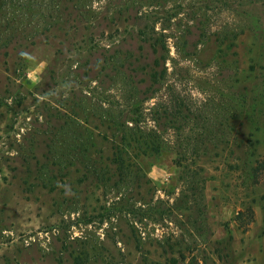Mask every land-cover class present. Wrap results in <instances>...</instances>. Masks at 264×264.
I'll list each match as a JSON object with an SVG mask.
<instances>
[{"label":"rangeland","instance_id":"obj_1","mask_svg":"<svg viewBox=\"0 0 264 264\" xmlns=\"http://www.w3.org/2000/svg\"><path fill=\"white\" fill-rule=\"evenodd\" d=\"M52 3L0 48V264H264V0H89L88 50ZM128 108L166 143L120 172L100 118Z\"/></svg>","mask_w":264,"mask_h":264},{"label":"trees","instance_id":"obj_2","mask_svg":"<svg viewBox=\"0 0 264 264\" xmlns=\"http://www.w3.org/2000/svg\"><path fill=\"white\" fill-rule=\"evenodd\" d=\"M51 1L53 2V6H50L52 13L51 18L54 17L57 19L61 16V14L66 13V43L71 41L70 45L74 48H84L87 50L90 49L91 47L86 45L91 44L92 38H89V42L87 41V39H85V32L88 31L90 27H92V24L88 22V15L91 14V12L90 9L86 7L89 0H66V4H63V0ZM35 2L36 0H0V48L9 45L8 43L11 41L12 37L19 36L28 40L32 39L35 36L36 32L28 30V28H26V31L22 30L21 32H14L15 30L11 28V24L14 25L15 23V18H13L14 10H21L23 8L30 9ZM60 2L65 6L59 5ZM24 19L26 20V18ZM30 24L31 22H28L27 27ZM22 27L23 24L20 22V28ZM79 31L82 32V39L80 41H77L75 34ZM138 35L141 37V42L144 43H149V41L151 42L153 41V39H155L156 41L158 40V38L155 37L156 32L154 27H151L150 29L146 28V30H140L138 31ZM154 45V43H150L149 45L153 54L157 53ZM70 49L71 48L68 47V50L66 52L70 51ZM159 64V59H156L154 62V66H159ZM130 65L131 64H129V66ZM133 71L135 74H137V72H139V68H134ZM155 75V72H153L152 77L155 79V81H157ZM179 111V108H163V112H161V114L159 111H154V113H152L153 121L154 123H160V121L168 120L169 123L173 124L177 120L176 118L177 115H179ZM119 112V115H122V113H125V115L127 113H131L132 116L127 119L125 124H122V121H119V119L121 118L118 117L117 114H114L112 110H107L105 115L100 118L101 126H99L100 128H103V130H101V133H111L110 136H107V134L104 135L105 139L111 137V139L113 140V144L111 147L112 157L110 156L111 158L109 157L107 158V160L116 165L117 170L121 172L126 168H131L130 170L136 169L138 166V161L142 156L146 157L150 155L160 154L165 147L166 141L162 133L154 130L153 128H142L140 126L141 121L138 120V118L134 117L137 113L138 115L141 114L139 108H128L126 111L122 110ZM75 118V123L78 124V117L75 116ZM105 123H108L106 127H104ZM129 123H131L132 125H130ZM95 128L98 129V126H96ZM172 128L175 131L179 130V128ZM186 140L189 141L190 138L188 137L186 138ZM185 143H187V141H185ZM189 145L190 144H187L188 147ZM80 147H84V143L79 144V154L85 151L82 149L80 150ZM179 147L181 148L179 151H177V154H180L181 157L183 154L181 150H184V146ZM188 147H186L185 149L187 150ZM81 155L84 156V154ZM76 159L77 158H75L73 161L78 162V159ZM78 163H84L86 165V163L83 161ZM88 163L95 165L96 162L88 161ZM96 166H94V170L98 171V168ZM99 169L101 170V168ZM253 172L255 177H258L259 175H261V173L264 172V157L257 162L256 166L253 168Z\"/></svg>","mask_w":264,"mask_h":264}]
</instances>
